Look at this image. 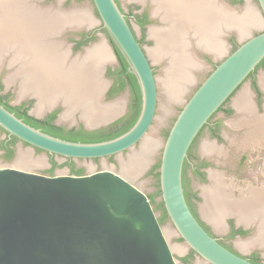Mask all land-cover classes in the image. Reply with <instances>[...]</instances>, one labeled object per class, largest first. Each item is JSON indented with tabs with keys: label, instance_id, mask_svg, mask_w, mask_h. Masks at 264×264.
Returning a JSON list of instances; mask_svg holds the SVG:
<instances>
[{
	"label": "water",
	"instance_id": "95a60500",
	"mask_svg": "<svg viewBox=\"0 0 264 264\" xmlns=\"http://www.w3.org/2000/svg\"><path fill=\"white\" fill-rule=\"evenodd\" d=\"M92 1L99 23L137 80L141 106L134 124L107 140L71 141L28 124L0 103V128L31 148L63 158H105L129 151V163L142 155L144 141L150 137L159 108V83L147 51L117 0ZM256 4L258 15L264 21V0H257ZM41 10L43 14L57 15L50 8ZM58 11V14L72 13L66 9ZM94 25V22L89 26L77 21L69 23L45 38L47 42L42 48L64 45L63 32L88 30ZM253 28L258 27L247 28L245 39L216 65L185 101L163 143L159 185L160 198L169 217L167 227L160 223L159 214L147 193L132 181L124 167L121 172L104 168L85 175H47L34 166L17 164L22 150L20 142L14 159L4 165L0 162V264H178L174 248L180 245L173 246L170 241L175 236L206 264H261L229 249L201 225L188 204L183 183L184 163L195 138L264 59V29L251 35ZM98 37L74 57L83 56L101 40L110 44L106 34L99 33ZM35 47L40 48L41 44L36 43ZM41 63L43 65L37 71H64L61 63L60 69ZM106 64L101 68V77ZM111 81H107L96 100L83 104L76 100L74 109L64 104L59 121L65 113H70L72 119L73 112H78L79 120L86 128L95 129L119 119L125 112V99H104ZM116 101L122 102V109L117 113L91 125L83 118L93 111L98 113L104 104ZM50 110L45 108L39 115L35 114L42 117ZM136 147H139L137 151ZM147 167L149 162L144 163L141 171Z\"/></svg>",
	"mask_w": 264,
	"mask_h": 264
},
{
	"label": "flooded vegetation",
	"instance_id": "af4514ba",
	"mask_svg": "<svg viewBox=\"0 0 264 264\" xmlns=\"http://www.w3.org/2000/svg\"><path fill=\"white\" fill-rule=\"evenodd\" d=\"M72 1L73 0H67L68 3ZM87 1H90L93 5L92 0ZM123 1L126 4L125 6L122 3V0H117L125 14L128 23L130 24L133 32L143 47L145 46L144 44L148 42V34L152 28V25H154V22L158 28L165 26L168 27L170 21L169 19H165L167 17L166 8L168 6L166 0H163L162 2V11L166 16L165 18H163L160 13H153L154 5L152 0ZM245 1L246 0H212V5L213 7L219 5L221 9L223 6H226L230 11L236 8L240 9ZM255 1L257 2V0ZM21 2V0H0V99H2L3 103L26 108L30 115L39 119H46L49 117V115L56 112L53 123L57 126L63 127L65 130H70L73 128L79 129L80 127H83L85 131L89 132L96 130L87 129L83 121L77 119L78 116H76L75 121H72L74 119L59 121V114L61 113V109L64 105V102L62 101L52 103V106L49 105L46 107L51 109L49 112H47L42 117L37 116L31 111L37 108L39 94H20L21 84H23L25 81H30L27 77L29 73L26 75L22 74L26 68L24 66V62L29 59L32 60L33 58H40L41 53H46L48 58V53H50L46 49L44 50V48H39L36 50V57L34 56V48H32L33 46L31 45L30 41V37L32 36L30 29L33 26V16L28 15L27 8L21 5ZM191 2L194 3L193 0H191ZM215 8H217V6ZM57 10V15H60L58 14L59 11L57 12ZM64 10L65 8L62 7V12ZM93 12L96 17H98V13L95 8H93ZM176 20H178V18ZM135 25L138 26L140 34L136 32ZM15 28H19V32L17 31L16 34L13 33ZM24 29H27V35L23 34V32L21 33V30ZM28 30L30 32H28ZM230 32L231 34L228 36L226 41V50L228 49V52L230 51L229 53H231L235 47L240 44L237 31L230 30ZM99 33L106 34V38H108V41L115 52L114 46L110 41L106 30L103 28L102 24H99L98 26H93L88 30L63 32L61 37L63 39L64 45L62 43L61 44L63 45V48H65L64 50H66L69 54L68 60L72 61L76 59L74 56L79 51H81L83 47L88 46L91 42L97 41ZM154 43L156 45V42H153V44ZM196 49V57L199 55L202 56L204 61L213 67V69L226 56V52L216 57L211 52L199 48ZM116 57L118 59L117 54ZM8 63H11V65H8ZM35 67L36 72H38L37 65ZM119 67L120 62L118 59L117 66H110L107 69L105 68L107 74L110 75L112 78L111 80L113 81L112 86L105 93V98L111 100L127 87L130 92L129 106H126L127 102L125 104V109L127 111L126 115H128L132 102V91L130 86L127 84L122 89H118L120 86V82H117L120 76ZM261 72H264V59L259 63L257 68L249 74L241 86H239L238 89L212 115L208 123L205 124L201 129L189 148L188 156L184 163L183 183L188 204L201 225L229 249L243 255L244 257H247L251 261L256 260L258 263L264 264V260L260 254V247L252 246L250 249L243 250L235 247L234 243L232 242L235 236H244L249 232H253L251 231V227L245 228L243 225L237 224L238 216L234 214L235 211H231V208H227V206H225L223 203L221 204V208H216L213 213L208 210L204 211V213L206 212L207 216H211L215 222H221L223 209H226L227 213L223 217L225 218V221L228 225V230L224 233H219L216 231L214 225L204 219L201 215V205L204 202L203 192H205V189L213 184V182L215 183V176L218 172L221 178V185L224 186V188L228 191V194L231 198L247 196L250 194V190L252 188L264 189V126L262 125V127H260L261 125H257L256 117L257 114L264 113V90L260 86ZM3 74H5V78L8 77L9 81H11V84L9 83L11 85L9 89H6V83L3 80ZM246 82L249 84V101L253 105L254 109L253 107L251 109L239 108L234 102V99L238 96L242 86ZM14 100L15 103H12ZM126 115H122L119 117V119ZM0 131L5 135L3 138H0V159L3 161H12L16 156L18 144L21 141L19 139L14 141V135L9 134V132L2 128H0ZM21 143L22 145H28L23 141ZM205 145H209V148L207 146L208 149H206ZM35 149L38 151V148ZM10 153H12L11 157H8ZM46 153L49 158L50 169L48 171L39 172L52 176L57 175L54 173V170L56 167L60 166L57 157L61 156L48 152ZM109 157L114 158V155ZM99 159L100 158H95V160ZM53 161L56 162L55 166L53 165ZM63 164L69 168L68 173L66 174H87L82 168L80 173L77 172L80 168H78L74 158H65V162ZM242 186H251L252 188H244ZM158 197L160 199L159 201L161 202L162 200L160 196ZM262 201H264V198L254 196L253 199L241 202V204H238L239 207L236 208L239 211H245L248 210L250 206L254 205L253 202L261 203ZM205 207L206 206H204V208ZM165 220L169 221V217H167ZM162 222L160 223L163 225L164 223ZM239 230L244 233H241ZM195 257H197V254L193 250H190L188 254L182 258V260L187 263Z\"/></svg>",
	"mask_w": 264,
	"mask_h": 264
},
{
	"label": "bare ground",
	"instance_id": "6f19581e",
	"mask_svg": "<svg viewBox=\"0 0 264 264\" xmlns=\"http://www.w3.org/2000/svg\"><path fill=\"white\" fill-rule=\"evenodd\" d=\"M193 1L194 3H192L191 0H166L167 5L169 6L166 8V17L162 11L163 0H152L154 5L153 13H160L163 18L166 17L165 19H169L170 21L168 27H152L149 32L150 36L153 37L157 42V45L151 50V56H153L156 61L164 59L167 62L166 67L163 69L164 74L161 76V82L159 84L161 86V90L165 94L164 100H166V103L164 104V110H166L168 102L171 103L172 101L180 99V97H182L181 95H184L183 93L195 78V76L193 77V71L200 67L199 61L195 54V45H204L209 43L210 40L207 35L211 30V27H195L192 25L193 23H189L188 27H182L181 24H179L180 19L186 18L187 14L190 12H194L196 14L195 17L198 18L199 16V19H202V21L206 19L207 13L206 8L205 10L203 9V1H200L201 5L197 4L199 3V0ZM187 2L192 3V6L187 4ZM28 9L31 11L29 12ZM28 9V15L33 16V26L31 27L32 36L30 37V41L31 45L33 46L32 48H34L33 51L35 57L36 50L39 49L35 47L36 43L41 44L40 48L44 47L45 43L47 42L45 38L52 35L53 31L69 23L73 24L76 21L80 25L84 24L88 26L94 22V19L88 15V11L79 12L77 16L68 17V14L65 13H61L60 15H48L43 14V10L41 9L38 11L33 10L32 8ZM44 12L49 13L50 11ZM225 12V15L228 17L229 9L227 7ZM219 15H221V13H219ZM237 16L239 37H243V35L246 34L247 28L260 25V19L258 18L254 9L249 5L244 9L242 15L238 14ZM177 18L178 20H176ZM226 19V24H228V18ZM205 29H207V31H204ZM17 31L19 32V28H15L13 33L16 34ZM228 31L230 30H226V32ZM22 32L23 34L27 35V29L21 30V33ZM28 32L30 31L28 30ZM220 33L222 34V32ZM163 39H165V41H162ZM61 45H49L47 48H44L50 52L48 53V58L46 53H41L40 58H33L34 60H30L28 58V62H24L27 65L25 69L26 73L31 72L32 74L30 75V81L20 87V94L23 95L28 92L39 94L38 105L37 108H35L37 113L42 112L47 106H52V103L59 100H64L65 103H68V107L74 109V107H77V104L75 103L76 100H79L81 104L84 102H89L92 99L96 100L99 96V93L106 85V82L101 77V68L107 62H109L113 56L110 57L109 51L103 41L98 42L83 56L77 57L74 59L76 61L72 60V62L71 60H68L69 54L66 50H64L65 48H63V45ZM220 46L214 47V44L210 45L214 53H218L221 50ZM202 50L204 49L202 48ZM41 62L53 65V67L59 69L61 63L62 67H64V71L60 69L57 72H49L47 70L46 72L38 71V73L36 72L35 66L37 65L38 68H41V65H43ZM61 96H64V98ZM244 101L247 102V99H244ZM244 101H240L241 104L237 103L238 101L236 103L239 104L241 108L245 107L250 109V103L248 104L247 102L244 104ZM172 104H174V102ZM91 105L92 104H90V106ZM121 109L122 102L116 101L110 105L104 104L98 113H94L93 111L89 114L83 115V118H85L86 122L91 125L98 122L102 118H106L117 113ZM62 119L70 120L71 114L65 113ZM156 145L157 141L154 137L150 136L147 138L144 141V150L142 155L136 159H132L129 163L127 162V164L124 166V169L129 173L140 170L147 161L148 156H150L153 150L156 148ZM207 146L209 148V145H205L206 149H208ZM41 162V160L34 162L30 159L29 154L26 153H20L17 159V164L20 166H39L42 164ZM253 204L255 207L261 205L260 202H253ZM247 211L248 210H241L243 218L240 217V219L242 218L240 221L249 224L251 222L250 220L252 219V216L250 215L251 213H248ZM216 223L220 224L218 221ZM217 228L220 229V225L217 226ZM261 231L259 234L256 233L258 235H255L256 237L254 239L251 238L250 241L247 240L248 242L245 243L242 241V243L238 245L244 249H249L250 247L256 245L264 246V232ZM175 250L182 252L184 247L175 246Z\"/></svg>",
	"mask_w": 264,
	"mask_h": 264
},
{
	"label": "rangeland",
	"instance_id": "374dc122",
	"mask_svg": "<svg viewBox=\"0 0 264 264\" xmlns=\"http://www.w3.org/2000/svg\"><path fill=\"white\" fill-rule=\"evenodd\" d=\"M21 1H22L21 5H23L25 7L26 6H30V7H33V9H34V7H37V8H40V7L41 8H50L51 12L52 11L56 12L57 9L58 10L60 9L62 11V7H64L67 11H71L72 12V13H70L68 15H72L73 13L79 14V12H87L88 11L89 12L88 15L92 19H94V24H95L94 26H98L100 24L99 21H98V17H96L95 14H91L93 12V6H92V3L90 1H87V0H81V1L73 0L70 3H68L67 0H37V1H41V2H37L36 0H21ZM122 3L124 4V6L126 5L123 0H122ZM256 3L257 2L255 0H251V2H249L247 0L242 5V8H240V9L236 8V9H233V10H230V11L235 13V14H237L238 12L242 13V12H244V9L249 5L250 7H252L254 9V11H256L257 14H259L258 13V7H257ZM91 10H92V12H91ZM260 20H261V23L264 22L261 17H260ZM152 27L153 28L156 27L155 22H154V25H152ZM135 29H136V32L138 34H140V30H139L138 26L135 25ZM263 29H264V23H263V25L261 24L260 28L259 27L257 29L253 28L252 31H251V35L252 34H256L259 31H262ZM230 34H231L230 31L225 33V35H224V37L226 38V39L224 38L225 42L227 41V38H228V36ZM248 35H250V33H248ZM98 39H99V37H98ZM244 39L245 38H243V37L240 38L238 36L239 43H241ZM103 42H104V40H103ZM153 42H156L155 39L153 37H151L150 34H148V42L146 44H144L145 45L144 47H145V49L147 51V54L149 55L150 60L152 61L153 67L155 69V74H156V77H157V81L160 84L161 76L164 74L163 69L166 67L167 62L164 59L156 61L155 58L153 56H151V54H150L151 50L155 47V43L153 44ZM105 45H106V47H107V49L109 51L110 57L113 56L112 57L113 59L111 58V60H113V61L110 60L109 62H107L105 68L107 69L110 66H117L118 59L116 57V54H115L111 44L107 43ZM196 48L202 49L201 47H198V46L195 45V50L197 51ZM225 52H226L225 55H227L230 51L228 52V49H227ZM197 59L199 61V66L200 67L193 71V73H194L193 77L195 76L193 82L190 83L189 87L186 89L187 91L185 90V92L183 93L184 95H181L182 97H180V99L172 101L171 103L168 102L166 110H164V104L166 103L165 102L166 100H164L165 99V97H164L165 94L161 90V86L159 85V108H158L157 113H156L157 118L153 122L152 129L149 132V136H152V137L155 138V140L157 141V145H156V148L153 150L152 154L150 156H148L147 161L149 162V167H147V169H145L144 171H141V169H140V170L132 171L130 173L132 178H133L132 181L135 184H137L139 187H142L144 189V191L147 193L148 197H151L150 200L153 199V200H151V202H152L155 210L159 214V218L161 217L162 211L160 209H158V207H157L158 204L160 203L159 197L156 196V193L158 191V179L154 176V174L152 173V170L158 163H160L161 155H162V151H163V143L166 140L168 132H169V130H170V128H171V126H172L177 114L179 113V111L183 107L185 101L188 100V98L192 95V93L195 91L197 86L204 80V78L213 69V67H211L208 63H206V61H204L202 56L199 55L197 57ZM8 65H11V63H8ZM106 69H105V73H104L102 79L107 84V81H110L112 78L110 77V75L107 74ZM3 77H4L3 80L6 83V89H9L11 87V85H10L11 81H9L8 77L5 78L6 77L5 74H3ZM27 77H29V79H30L29 75ZM112 82L113 81H111L109 83V86H108L107 90H109V88L112 86ZM246 83H248V82H246ZM57 94H59V93H57ZM129 94H130L129 89L126 87L122 92L117 94V96H115L113 99L118 98V97L124 98L125 99L124 100L125 104L127 102L126 106L128 107L129 103H130ZM53 95H55V94H53ZM61 97H64V96H61ZM104 99L106 101L110 100V99H107V98H104ZM163 101H164V103H163ZM173 102H174V104H172ZM12 103H15V100L12 101ZM64 109H65V107L63 106V108L61 109V112H63ZM31 112L34 113V114L37 113L35 111V109L32 110ZM40 113H37V115H39ZM73 114H74V118L72 117V119H74V120H72V121H75L76 116H78L77 117L78 120L80 119L78 112H73ZM126 114H127V111L125 109V113L123 115H126ZM99 128H101V127H96L95 129H99ZM4 136L5 135L0 131V138H3ZM19 146L22 147V150H20L21 154H23V153L29 154V156H31L30 159L33 160L34 162H38L39 160L42 161L41 162L42 164H40L39 166H37V165H35L36 167L34 166V168L37 171H48L50 169V163H49V158L47 156V153H45L43 151H37L36 149L31 148L29 145H20L19 144ZM138 149H139V147H136L135 151H137ZM130 155H131V152L127 151V152H124L122 154L115 155L114 158L105 157V158H100L99 160H95V159H75V160H76L78 168L84 169V171H86V173H89L90 171L102 170L104 168L113 169L116 172H121V171H123L122 168L125 166V164H127ZM57 160H58L60 166L55 168L54 173L55 174L68 173V170H69L68 166H65L63 164L65 162V158L57 157ZM147 161L145 163H147ZM0 162L4 165V164H6L9 161L1 160ZM1 163H0V165H1ZM25 167H28V166H25ZM242 187H244V188H252L251 186H242ZM152 196H153V198H152ZM162 223H164L163 224L164 227H167L169 225V221L168 220H164ZM258 227H260V224L252 226L251 227V231H256L258 229ZM252 228H253V230H252ZM251 233L253 234V232H249L248 234H246L244 236H241V237L243 239H245L247 236L249 237V235H251ZM256 233L259 234L260 231H256ZM238 239H239V237L235 236L233 238V240H232V242L234 243L235 247H237V243L236 242H237ZM170 241H171V245H173V246H175V245H180L181 246L182 245L183 247H185L182 252L174 250V256H175V259L177 260L178 264H206V263H203L202 260L200 258H198V257H195L190 262L185 263L182 260V258L185 257L188 254L190 249H188L183 244V242L180 240V238H178L176 236L172 237L170 239ZM258 247H260V254L262 255V258L264 260V246H258Z\"/></svg>",
	"mask_w": 264,
	"mask_h": 264
},
{
	"label": "crops",
	"instance_id": "0c3cea01",
	"mask_svg": "<svg viewBox=\"0 0 264 264\" xmlns=\"http://www.w3.org/2000/svg\"><path fill=\"white\" fill-rule=\"evenodd\" d=\"M200 1L201 2L203 1V3H204L203 9L205 10V8H206V13H207L206 19H204L202 21V19H199V16H198V18L195 17L196 14L194 12H190L187 14L186 18L180 19L179 24H181L182 27H185V26L188 27L189 23H193L192 25H194L195 27L196 26L202 27V28H206V26H207V28L211 27V30L209 31V33L207 35V37L210 39L209 43L204 44V45H197V46L203 48L204 50H206L208 52L213 53L216 57H218V56L224 54L226 51V42L224 39V35H225L226 30H236L237 34H238V27H237L238 16L235 15V13L233 14V12L229 11V16L227 17L225 15L226 7L223 6V8L221 9L219 5H216L217 8H215L216 6L213 7V5H212V0H200ZM201 2L199 3V5H201ZM187 4L192 6V3H190V2H187ZM167 7H169V6H167ZM219 13H221V15H219ZM257 16H258V14H257ZM226 18H228V21H229L228 24H226V20H227ZM258 18L260 19L259 16H258ZM260 26H261V20H260V25L251 26V27H260ZM30 31L32 32L31 29H30ZM204 31H207V29H205ZM220 32H222V34ZM246 34H247V32H246ZM246 34H244V35H246ZM238 36H239V34H238ZM162 41H165V39H163ZM212 44H214V47H218L221 45L220 46L221 50L218 53H214L210 47V45H212ZM156 45H157V42H156ZM26 62H28V60ZM24 66L27 67L26 63L24 64ZM25 69H24V73H26ZM22 71H23V69H22ZM28 73H29V76L32 74L31 72H28ZM28 80H30L29 77H28ZM27 82L28 81H25V82H23V84H26ZM23 84H21V86H23ZM248 85H249L248 83H244V85L242 86L241 91L239 92L238 96L234 99L235 105L239 108H241L239 105V104H241L240 101H244V99L245 100L247 99V102L249 101V94H250L249 92L250 91L248 89ZM260 86L264 90V72H261V75H260ZM28 93H31V92H28ZM46 94H48V93H46ZM245 95H247V96H245ZM59 101L64 102V104H68V103H65L64 100H59ZM236 102L239 104H237ZM247 102L244 101L243 103L245 104ZM249 103H250V101L248 102V104ZM250 105H251L250 107L252 108L253 105L251 103H250ZM242 107H243V105H242ZM242 109H249V108L243 107ZM253 109H254V107H253ZM256 117H257V125H261L260 127H262V125L264 126V113L263 114H257ZM203 196H204V202L201 205V214H202L204 219H206L207 221L211 222L214 225L216 231H218L219 233H224L228 230V225L225 221V218L223 217L227 213L226 209H223V215H222V220H221L220 224H217L214 221V219L211 218V216L210 217L207 216L206 212L204 213V211L208 210V211H211L213 213L216 210V208L217 209H218V207L221 208L222 203L225 206H227V208H229V209L231 208V211H235L234 214H236L238 216L237 217V224L238 225H243L245 228H250L254 225L260 224V227H258V229L256 231L262 230L261 232H264V228H263L264 227V201H262L261 205H259L258 207H255V205H252V206H250V208H248V213H251L250 215L252 216V219L250 220L251 222L249 224H246L245 222L240 221L243 218L242 212L236 208V207H239L238 204H241V202H243V201L253 199L254 196L255 197L259 196L261 198H264V189L263 188H257V189L252 188L250 190V194H248L247 196L240 197V198H234V197L231 198L230 195L228 194V191L224 188V186L221 185V178H220L219 172H218L215 176V183L213 182V184H211L208 188L205 189V192H203ZM204 206H206V207L204 208ZM240 217H242V218L240 219ZM219 225H220V229L217 228V226H219ZM256 231H253V234L251 233V235H249V237L247 236L245 239H243L241 236H238L239 239L236 242L237 247L240 249H244V248H241L238 244L242 243V241H243V243L248 242L247 240L250 241L251 238L254 239L258 235V234H256ZM256 246H260V245H256ZM250 248H252V247H250Z\"/></svg>",
	"mask_w": 264,
	"mask_h": 264
},
{
	"label": "trees",
	"instance_id": "16d2710c",
	"mask_svg": "<svg viewBox=\"0 0 264 264\" xmlns=\"http://www.w3.org/2000/svg\"><path fill=\"white\" fill-rule=\"evenodd\" d=\"M236 48L237 47H235V49ZM114 49L120 62V67H119L120 76L117 80V82H120V86L118 89H122L123 87H125L126 84L129 85L132 91V102L130 106V112L128 115L111 123L106 127L96 129L92 132L85 131L83 127H80L79 129L73 128L70 130H65L63 127L57 126L53 123V120L56 116V112L49 115V117H47L46 119H39L30 115L26 108L20 106H12L8 103H3L2 99H0V103H2L10 111L14 112L18 117L22 118L28 124L36 128H40L44 132L54 135L56 137H61L63 139H67L71 141H83V142H97V141H103L116 137L121 133L125 132L127 129H129L136 121L141 106V93L135 76L132 73H130L127 69L128 65L125 59L116 48ZM17 139L18 138L14 136V141ZM38 151H42V150L38 148ZM11 154L12 153H10L8 157H11ZM53 165L54 166L56 165L55 161H53ZM159 167H160V163H158L152 170V173L158 179V191L156 193V196L161 195V190L159 185ZM81 170L82 169H79L77 172L80 173ZM185 195H186V191H185ZM150 198L151 197H149V199ZM157 207L162 211L161 217L159 218V221L162 222L168 217V215L162 201L158 204ZM239 231L241 233H244L241 230ZM252 261L257 262L256 260H252Z\"/></svg>",
	"mask_w": 264,
	"mask_h": 264
}]
</instances>
